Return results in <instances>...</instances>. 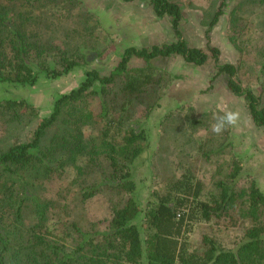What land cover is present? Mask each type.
I'll list each match as a JSON object with an SVG mask.
<instances>
[{
    "label": "trees",
    "instance_id": "obj_1",
    "mask_svg": "<svg viewBox=\"0 0 264 264\" xmlns=\"http://www.w3.org/2000/svg\"><path fill=\"white\" fill-rule=\"evenodd\" d=\"M53 1L0 0V83L34 85L40 74L57 78L81 64L65 50L57 61L48 59L56 46L37 9ZM149 2L157 17L169 20L174 41L128 46L108 73L87 70L77 88L54 100L30 139L0 151V264H264V193L252 179L237 184L240 164L217 181L219 192L211 200L202 198L203 184L190 169L165 189L144 190L134 179V161L150 148L146 130L130 122L135 109L143 108L147 117L162 99L165 74L157 59L177 56L196 67L211 63L210 83L224 76L254 124L264 126L261 97L238 82L236 66L220 62L215 46L188 45L179 4ZM239 7L263 15L264 0H239L229 12V40L241 51L236 32L249 21L237 13ZM223 12L215 13L210 26ZM23 105L6 99L0 107L17 119ZM55 126L60 129L53 134ZM72 169L66 189L44 195L51 178ZM97 197L105 202L103 214L85 220L80 211ZM26 215L32 217L29 225ZM197 224L207 230L194 239ZM227 230L239 234L230 246L220 235Z\"/></svg>",
    "mask_w": 264,
    "mask_h": 264
},
{
    "label": "rangeland",
    "instance_id": "obj_2",
    "mask_svg": "<svg viewBox=\"0 0 264 264\" xmlns=\"http://www.w3.org/2000/svg\"><path fill=\"white\" fill-rule=\"evenodd\" d=\"M173 1L180 6V29L188 45L217 47L220 62L236 66L238 82L259 95L264 107V14L251 7L237 8V13L251 23L237 29L243 46L239 51L229 40V12L239 0H226L228 7L225 3L221 7L222 0ZM220 8L224 12L210 26ZM37 14L45 17V35L51 36L56 46L48 59L57 61L59 51L65 50L81 64L57 78L40 74L34 85L0 83V104L6 99L24 103L17 119H11V112L0 107V151L30 139L37 121L49 114L54 100L77 88L87 70L106 74L118 63L126 47H149L175 39L169 20L157 17L149 0H56L39 7ZM155 64L165 74L162 99L147 117L143 108L135 109L130 122L136 129L146 130L150 148L147 155L133 163L137 184H144V190L165 189L171 179L190 169L203 184L202 198L211 200L219 192L217 181L223 180L237 163L241 166L237 184L246 186L252 179L264 193V126L254 124L245 100L227 89L222 75L208 88L214 74L211 63L196 67L175 56L157 59ZM96 104L91 101V106ZM223 110L238 111L240 119L235 126L215 135L210 130L212 117ZM53 129L56 134L60 127ZM70 171L71 174L65 172L51 178L43 194L51 197L66 189L74 175L73 169ZM103 205L100 197L93 199L87 209L80 211L82 217L86 220L101 216ZM23 220L29 225L32 217L26 215ZM194 228V239L207 230L198 224ZM220 235L228 246L239 237L235 230L220 231Z\"/></svg>",
    "mask_w": 264,
    "mask_h": 264
},
{
    "label": "clouds",
    "instance_id": "obj_3",
    "mask_svg": "<svg viewBox=\"0 0 264 264\" xmlns=\"http://www.w3.org/2000/svg\"><path fill=\"white\" fill-rule=\"evenodd\" d=\"M240 119L238 111L223 110L213 114V122L210 124V130L215 135H220L226 128L235 126Z\"/></svg>",
    "mask_w": 264,
    "mask_h": 264
}]
</instances>
